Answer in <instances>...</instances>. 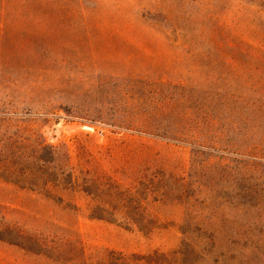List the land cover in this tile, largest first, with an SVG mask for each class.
Here are the masks:
<instances>
[{"label": "rangeland", "instance_id": "rangeland-1", "mask_svg": "<svg viewBox=\"0 0 264 264\" xmlns=\"http://www.w3.org/2000/svg\"><path fill=\"white\" fill-rule=\"evenodd\" d=\"M0 128L66 151L76 179L63 205L0 183V217L47 242L0 241V264L170 255L212 228L264 264V0H52L0 20Z\"/></svg>", "mask_w": 264, "mask_h": 264}, {"label": "trees", "instance_id": "trees-1", "mask_svg": "<svg viewBox=\"0 0 264 264\" xmlns=\"http://www.w3.org/2000/svg\"><path fill=\"white\" fill-rule=\"evenodd\" d=\"M48 1L52 0H0V20L36 14L38 10L47 6ZM23 141L19 143L15 136L0 134V183L37 194L53 204L63 205L65 198L76 188L74 171L66 151L45 145L44 142ZM119 191V186L115 187L116 196H123L121 203L128 202L131 198L130 191L125 190L123 193ZM82 193H86V190H82ZM138 198L144 200L140 196ZM135 216L140 219L141 215L135 214L131 219H138ZM94 218L105 219L103 216ZM136 232L149 236L153 231L137 228ZM181 234L183 238L180 248L170 255L157 250L146 255L129 256L109 252V257L104 264H161L169 257L174 258L175 264H198L199 262L201 264H227L226 262L248 264L247 247L223 246L218 241V237L222 235L221 230L215 228L182 230ZM0 241L36 253H42L47 244L43 238L27 235L16 224H7L1 217ZM63 255L65 254L62 252L58 253L59 257H64ZM70 261L71 259H68V262Z\"/></svg>", "mask_w": 264, "mask_h": 264}]
</instances>
